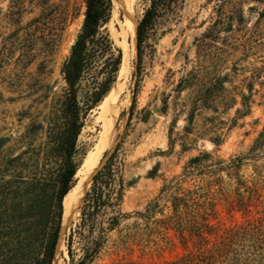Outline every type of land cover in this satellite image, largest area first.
Masks as SVG:
<instances>
[{"label":"rangeland","instance_id":"374dc122","mask_svg":"<svg viewBox=\"0 0 264 264\" xmlns=\"http://www.w3.org/2000/svg\"><path fill=\"white\" fill-rule=\"evenodd\" d=\"M112 2L105 28L123 55L124 33L130 21L137 27L149 0ZM217 3L173 0L161 6L139 51L136 37L126 36L127 55L115 81L89 111L84 110L90 78L78 84L82 126L72 154L77 170L101 136L104 100L115 98L119 106L113 141L93 171L114 151L111 203L100 218L105 229L112 217L118 224L107 229L87 264H158L193 251L173 230L165 234L154 223L145 229L137 214L157 201L149 222L159 219V211L168 214L171 198L181 192L205 195L198 199L206 206L201 217L219 232L264 222V0H231L224 8L226 15L235 8L233 17H225L224 27L200 46L213 28ZM84 11L85 0H0V264H44L55 227L50 205L70 126L61 68L82 30ZM52 28H57L56 45L43 54ZM22 49L31 55L19 59ZM185 76L189 82L178 88ZM203 152L210 155L203 170L185 175L189 160ZM75 177L73 193L82 198L58 233L63 245H55L56 264H72L65 237L92 181H81L77 172ZM177 182L179 190L167 189ZM132 233L136 238H127ZM73 248L75 262L82 253L76 244ZM214 264L234 263L220 256Z\"/></svg>","mask_w":264,"mask_h":264},{"label":"trees","instance_id":"16d2710c","mask_svg":"<svg viewBox=\"0 0 264 264\" xmlns=\"http://www.w3.org/2000/svg\"><path fill=\"white\" fill-rule=\"evenodd\" d=\"M173 0H149V6L144 10L136 27V46L139 51L142 39L147 27L153 18L159 13L161 6L172 2ZM227 4H231V0H218V15L212 23V30L207 31L200 42V46L206 44L205 39L216 36L220 28H223V19L225 17H233L234 9L230 14L226 15L227 10L224 8ZM112 0H85V11L82 30L76 41L72 45L70 54L64 62L61 72L66 83V111H68L70 126L65 132V152L66 160L64 167L59 175L58 189L56 195L52 199L50 205V217L54 218L55 227L46 248L44 264H51L54 256L55 245L60 230L63 206L62 201L66 193L76 183L77 166L72 161V154L76 143V136L79 133L82 122L79 121V106L77 102V87L80 80L87 76L90 78L91 89L87 97L86 108L89 111L97 103H100L103 96L109 92L110 85L115 81L118 70L123 61V55L119 48L113 45L105 25L108 23L112 13ZM46 17H43V19ZM40 23V21L36 20ZM42 24V23H41ZM45 35L43 54H48L50 49L55 47L58 33L57 28ZM25 47L32 48V38L25 40ZM29 48V49H30ZM29 49H22V55L19 59L31 55ZM139 55V53H138ZM194 75V74H193ZM192 75V76H193ZM196 78L197 76H193ZM189 82L188 76L183 77L178 88H181ZM210 155L206 152L189 160V166L185 169L184 174L187 175L193 171H201L205 167V161ZM114 158L113 153L106 159L105 163L92 175L90 187L86 191L82 204L79 207V214L76 221L72 223L65 237L67 254L72 260V264H87L91 261L99 250L102 241L106 237L107 229H113L118 224V218L112 217L108 221V228H104L100 216L104 211V207L111 203L110 184L113 178V169L111 161ZM236 160H231L234 163ZM219 182V179L213 180ZM212 182H209V187ZM168 188L180 189V183L175 186L167 184ZM208 191L206 196H208ZM187 191V193H178L171 198L170 212L163 214L159 219H153V214L158 208V202H151L145 212L137 213L144 220L145 229L151 230L149 227L152 223L162 228L164 233L173 230L175 235L180 238L181 244L187 247L190 242L194 250H189L186 254L172 261H166L158 264H214L218 257L227 256V259L234 264H264V222L258 225H248L238 227L237 229H228L219 232L216 226L209 225L207 218L201 217L206 207L204 202L198 200L205 195ZM239 194V193H237ZM238 198L239 206H243L241 195ZM97 228V235L94 236ZM138 234L132 233L130 237L136 238ZM167 237V236H166ZM82 255L74 262L75 248ZM128 264H136L130 262Z\"/></svg>","mask_w":264,"mask_h":264},{"label":"bare ground","instance_id":"6f19581e","mask_svg":"<svg viewBox=\"0 0 264 264\" xmlns=\"http://www.w3.org/2000/svg\"><path fill=\"white\" fill-rule=\"evenodd\" d=\"M128 27L129 28L127 29V31L126 32L124 31L125 32L124 37H123L124 43L122 44V45H124V52H123L124 56L127 55L126 36H128V37L130 36L133 39L136 37V22L130 21ZM115 86H116V84H115ZM104 101H105V105H106V109H107V117H106L105 123L103 125V130L100 133L101 136H100L98 142H96V144H95V151L87 156V158L84 160V163L77 170V174L80 175L79 178L81 181H86V180L91 179L93 171L95 169V166L99 160V157L103 154V152L106 150V148L113 141L112 125H113L114 118L118 114L119 106H118V102L115 98L112 99V97H107ZM121 108H122V106H121ZM76 182H77V180H76ZM76 187H77V185H74L66 193V195L63 198V202H62L64 215L67 214L69 207H71V215H70L69 219L72 217L73 212L75 211L76 205L79 203V201L82 198V196L74 195L73 192H74V189ZM69 219L66 220L65 218H63L61 233H62V230L64 229V226L68 224ZM56 245L57 246L63 245L62 241H61V237H59ZM57 258H58V253H57V250L55 249L51 264H56Z\"/></svg>","mask_w":264,"mask_h":264},{"label":"water","instance_id":"95a60500","mask_svg":"<svg viewBox=\"0 0 264 264\" xmlns=\"http://www.w3.org/2000/svg\"><path fill=\"white\" fill-rule=\"evenodd\" d=\"M97 171V170H96ZM76 178V177H75ZM91 180H92V178H91ZM70 215H71V207H69V209H68V212H67V214L66 215H64V212H62V218H61V224H60V229H61V225H62V220H63V218H65L66 220H68L69 219V217H70ZM69 224H70V222H69ZM68 224V225H69ZM67 225V226H68ZM59 232H60V230H59ZM59 235V234H58ZM57 243V242H56Z\"/></svg>","mask_w":264,"mask_h":264}]
</instances>
